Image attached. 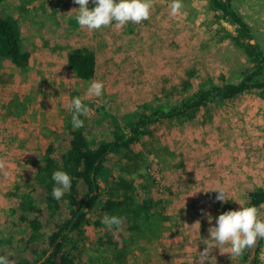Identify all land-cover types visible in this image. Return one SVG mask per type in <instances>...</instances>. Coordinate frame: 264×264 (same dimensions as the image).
<instances>
[{
	"label": "rangeland",
	"instance_id": "1",
	"mask_svg": "<svg viewBox=\"0 0 264 264\" xmlns=\"http://www.w3.org/2000/svg\"><path fill=\"white\" fill-rule=\"evenodd\" d=\"M37 1L48 13H56L52 29L44 33L36 27L32 5L21 11L17 0V5L6 3L3 10L23 17L25 48L31 49L32 57L27 71L8 60L0 72V222L13 203L10 192L33 178L46 143L71 119L68 105L73 96L91 109L81 115L86 122L100 119L99 107L125 118L144 104H155L156 95L179 86L188 72L194 73V91L219 76L236 79L251 66L233 41L234 26L217 18L209 0H182L175 16L170 14L171 0H152L149 19L98 30L76 23L78 5L73 0ZM233 3L251 24L253 43L264 50V0ZM76 48L96 54L93 79L104 82L101 97L86 95L90 81L77 78L69 68L68 52ZM23 96L32 97L30 113L8 114L7 105ZM133 151L109 156L106 166L114 177L132 181L142 197H152L164 218L157 220V235L145 230L137 237L128 264H197L200 251L212 243L208 229L221 208L246 206L248 192L264 188V96L250 93L210 105L193 120H164ZM213 187L226 188L229 200L223 205L215 201L216 192L208 191ZM114 188L103 186V198L113 197ZM258 214L264 219V204ZM100 219L98 209L91 211L86 239L66 247L84 264H108L111 259V248L97 245L94 223ZM209 256L212 264H264V240L239 257L230 255L226 246L214 247Z\"/></svg>",
	"mask_w": 264,
	"mask_h": 264
},
{
	"label": "trees",
	"instance_id": "2",
	"mask_svg": "<svg viewBox=\"0 0 264 264\" xmlns=\"http://www.w3.org/2000/svg\"><path fill=\"white\" fill-rule=\"evenodd\" d=\"M209 2L218 19L234 26L233 41L245 52L251 66L245 67L236 79L219 76L218 81L209 79L194 91L191 82L194 73L188 72L179 86L164 88L156 95L155 104H144L141 111L125 118L99 107L100 119L95 123L80 117L84 125L73 128L71 119H67L57 137L46 143L35 163L33 178L10 192L13 203L0 222V255L14 264H84L81 256L70 255L66 247L70 242L81 243L86 239L85 223L95 209L101 216L94 223L97 245L110 247L112 252L108 264H128L137 237L145 230L158 234L157 220L164 218L159 204L152 197H142L132 181L114 177L106 166L109 156L118 152L135 154L133 146L164 120H193L210 105L236 101L250 93L264 96V50L259 43H253L255 34L251 24L236 9L233 0ZM6 3L15 6L17 0H0V72L8 60L27 71L32 51L25 48L23 17L4 13ZM27 5H32L31 13L41 33L52 29L50 21L55 12L48 13L37 0H21L17 8L24 11ZM67 58L77 78L87 82L95 77L97 58L92 50L71 49ZM31 101L30 96L16 98L7 105L8 114L28 115L27 105ZM54 170L66 171L72 177L70 190L59 200L51 195ZM103 186H115V195L104 199ZM248 193L246 206L254 205L258 209L264 204V188ZM229 208L238 207L224 205L221 212ZM105 214L120 216L122 224L107 227L101 222Z\"/></svg>",
	"mask_w": 264,
	"mask_h": 264
},
{
	"label": "clouds",
	"instance_id": "3",
	"mask_svg": "<svg viewBox=\"0 0 264 264\" xmlns=\"http://www.w3.org/2000/svg\"><path fill=\"white\" fill-rule=\"evenodd\" d=\"M78 5L75 16L76 23L89 30H98L115 23L116 27H122L128 22L140 23L150 17L152 0H73ZM90 2L94 5L89 7ZM182 8V0H171L170 14L175 16ZM104 94V82L93 79L88 84L86 95L101 97ZM71 110V126L80 128L84 125L81 115L87 116L91 111L79 96H73L68 105ZM54 182L51 195L59 200L69 191L72 185V177L63 170H54L51 174ZM208 191H215V201L221 205L228 199L227 190L224 187H213ZM206 191V192H208ZM240 205V203L238 202ZM212 219L211 215L208 216ZM109 228L119 227L122 218L118 215L105 214L101 221ZM199 222V221H197ZM211 244L206 245L197 257V264H203L205 260L212 259L209 253L212 249L227 247L230 255L241 256L246 250L253 249L258 240H264V219L258 214L254 205L241 206L235 209L229 208L219 213L215 218V224L208 229ZM214 246V247H213ZM0 264H14L6 256L0 255Z\"/></svg>",
	"mask_w": 264,
	"mask_h": 264
}]
</instances>
